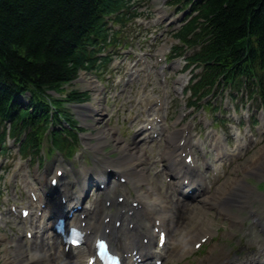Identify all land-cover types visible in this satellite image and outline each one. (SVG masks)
<instances>
[{
  "label": "rangeland",
  "instance_id": "1",
  "mask_svg": "<svg viewBox=\"0 0 264 264\" xmlns=\"http://www.w3.org/2000/svg\"><path fill=\"white\" fill-rule=\"evenodd\" d=\"M131 1L133 3V9L141 13L134 20L144 21V23L147 22L146 27L148 28L146 29L145 25H142L134 33L137 34L140 31L142 36L137 37L135 41L136 48L132 49L133 53L126 54L117 61L116 68L111 72V74L114 73V76L111 78L104 80L103 76L99 77L90 72H81L79 78L74 80L71 85L65 84L66 88H76L80 91L89 90L91 96L88 101L73 106V112L81 124L84 125V130L80 132L81 150L78 155L79 164L78 160H76V155L72 157L73 159L70 163L67 161V158L63 163L64 167L68 170L67 178L73 177V174L70 172L71 167L77 174V168H83L89 165V163L98 169H100L98 166V163L101 164L100 162H113V164L119 165V158L128 152L125 150V147V149L123 148V145L128 144V148H133L139 154H143L142 157L144 160L139 158L135 159V161L144 170L146 180L140 182V186L137 188L141 189L142 192L145 188L151 193H155L153 189L155 187L162 198L170 203L174 208L173 211L175 210L177 213V220L172 224V243L170 244H175L174 249L177 252V256L170 255V251L164 264H230L229 260L232 258L241 256V259H245L257 251L261 243L264 242V232L261 231L260 226L253 222V218L255 217L259 218L260 224L264 221V183L261 182L264 181V152H261L262 147H264V139H262L253 152L251 151L249 154L242 156L232 166L230 173L223 181H229L237 176L241 178L240 182L244 185H241L242 187L246 189L249 187L252 188L251 197L247 199L253 204L249 210L239 209L234 204V213L229 217L223 210L219 209L220 207L216 205L209 206V203L202 200H176L178 196L174 191V183L173 181L166 180L169 172L168 162L163 160V157L164 152L168 148L170 150L173 148V145L172 147L168 146V131L180 127L181 123L176 121L182 110L188 111L190 109L186 104L187 96L178 91L176 87L175 77L177 80L181 75V65L175 69L172 67V63L171 65L169 63V66L166 67L165 60L162 61L161 59L157 61L155 57L156 52L164 46L169 57L168 50L174 42L172 37L173 26L171 24L168 25L166 21H159L156 16L164 12V14L169 16L166 20H169L172 10L165 3V0ZM172 14L174 13L172 12ZM132 30L134 31V29ZM146 33L153 37V40L150 39V45L148 44L147 36H145ZM145 41L147 45L143 47L142 45L145 44ZM140 52H145L149 59L151 66V75L149 76H146L147 72L141 69L143 63L138 60ZM132 69L136 70L134 76H131L129 73ZM187 74L192 73L189 71ZM146 77L149 79L147 86L144 85ZM142 91L144 93H150L152 98L164 95L166 99L164 113L169 115L167 127L169 130H165L163 137L157 140H144L137 130L141 125L143 116L147 115L143 111V102L138 101L139 93ZM49 92L58 96V93L54 90ZM240 101L238 98V102ZM89 102L90 104L88 105ZM254 103L256 104V102ZM94 105H97L101 111L93 112ZM195 111L190 112L185 117V121L191 120ZM10 141L15 144L3 156V163L0 164V194H5L4 202H2L0 196V211H2V215L4 214V217L0 219V264H6V258L8 256L16 264H82L88 254L85 249L77 250L79 253L76 256H68L62 249H58L56 246L50 248L46 241L42 242L44 245L38 242L40 244L39 246H43L46 260L44 262H41L40 258L34 261L27 254V260L16 255V249L20 246L27 252L28 250L34 251V248L38 245L29 243V240L24 236L29 221L23 222L21 221L23 219L11 215L9 211L7 197L11 201H15L18 206L26 204L30 200L28 193L21 189H16V179L10 185L5 183V179L3 180L4 175L7 174V170L13 169V165L14 168L16 167L18 158H16L15 153L19 155L17 152V141H14V139H10ZM34 155L36 158L40 153ZM55 155H53L50 161H44L39 170H45L46 167L51 169L54 162L57 163V156ZM61 156L64 155L62 154ZM257 157L261 158L259 164H255L253 169H251L252 167H247ZM29 173L36 182L40 181V177L36 176V171L29 170ZM147 179L150 182L149 184H147ZM259 182L262 184L260 183L261 185H259ZM134 186V182L130 179L129 184H121L117 189L125 192L127 201H129L131 193L136 194L137 188ZM99 193L103 195L104 192L100 191ZM111 196L113 198V194ZM182 204H184L186 209L183 207L178 208ZM202 208L206 211L203 212ZM251 211L255 213L254 216L249 214ZM238 217L244 220L241 224L237 225L235 221L239 219ZM201 220L211 224L214 239L210 243H206L194 254H186V247L190 244L188 230L196 225L193 232L198 231ZM20 232H22V236L19 234Z\"/></svg>",
  "mask_w": 264,
  "mask_h": 264
},
{
  "label": "trees",
  "instance_id": "2",
  "mask_svg": "<svg viewBox=\"0 0 264 264\" xmlns=\"http://www.w3.org/2000/svg\"><path fill=\"white\" fill-rule=\"evenodd\" d=\"M174 1L198 11L175 34L199 47L191 61L206 71L194 88L221 77L225 82L245 78L264 98V0ZM125 5L126 0H0V150L8 119L13 133L19 126L30 128L26 144L35 147L50 122L72 123L61 98L49 91L70 100L87 98V92L65 84L71 85L82 69H98L97 52L113 41L106 17ZM68 134L67 128L54 129V145L62 148L76 138Z\"/></svg>",
  "mask_w": 264,
  "mask_h": 264
},
{
  "label": "bare ground",
  "instance_id": "3",
  "mask_svg": "<svg viewBox=\"0 0 264 264\" xmlns=\"http://www.w3.org/2000/svg\"><path fill=\"white\" fill-rule=\"evenodd\" d=\"M93 110L98 111L99 107L95 106L93 108ZM168 137H169V143L170 144L174 143L176 141V129L170 130V132H168ZM123 148L125 150H127L128 152L119 158L120 164L118 165V167L119 166L124 167L126 173L128 174L129 177H131L132 181L135 184V187L137 188L140 186V182L145 180V177L143 176L145 174H144V171L141 168H139V166L136 164L137 162L135 161V159L141 158V160H143V157H142L143 155L139 154V152L133 148H128V144L123 145ZM261 152H264V147H262ZM137 155H139V156H137ZM165 155H167V157L169 158V165L172 168L173 167L177 168L178 164H177V160L175 159V156H176L175 151L170 150L168 148L165 152ZM259 161H261V158L257 157L255 159H253V161H251V163L248 164L247 167H252L251 169H253V166L255 164H259ZM240 181H241V178L236 176L229 181H226L223 183L221 182L216 187V191H214L211 195H207L203 198L204 201L208 202L209 206L216 205V206L220 207L219 209L223 210L226 213V215H233V213H234L233 202H235L241 198H249L251 196V193H252V188L249 187L246 189V188L242 187L244 185H242ZM109 190L115 192L117 190V185L116 184H110ZM136 190L139 191L137 198L141 202H143L145 206H147L148 208L151 207L150 208L151 210H155L156 212L161 213V212H159L161 209L157 210L156 202L160 201L158 204L159 206H160V204L165 203V202H163L164 199L162 198V196L158 192L151 193L150 191H148V189H145V188L143 189V192L139 188H137ZM163 207H166V206L164 205L161 208H163ZM202 211L205 212L206 210H204L202 208ZM90 212H91V215H90L91 217L89 219H87V221H88L89 225L93 226V233L96 234V233L100 232L102 230V227L105 225L103 222L101 213H105L106 210H105V208H103L102 204L97 202L95 204V206L93 208H91ZM97 213H99L98 218L96 217ZM166 214L167 213H165V215ZM103 216H105V215H103ZM109 224H110V222L106 223V225H109ZM199 225H200L199 230H201V231L198 230L196 232L195 231L193 232V229L196 225L189 228L188 239L193 238V241H194V240H196L195 237L199 238L201 236H206L205 234H207V233H210V234L213 233V231L211 229V224L205 223L204 220H201ZM193 233H195V234H193ZM200 233H202V234H200ZM116 236L121 238V239L123 238V234L121 232H119ZM198 240H196L195 242H197ZM195 242H194V244H195ZM116 246L120 247L118 245H116ZM186 248L188 249V246ZM187 249H186V251H187ZM173 253H176L175 250H173ZM26 254L30 257V259H33V260L39 259V258L41 259V262H44V260H45V257L44 258L42 257L43 256L42 249L39 247L34 248V251L28 250L27 252L25 249H23L22 246H20V247H18V249H16V255L22 257V259H25V260L28 259L26 257ZM212 260H214V259H212ZM6 264H16V263L14 260L11 259L10 256H8L6 258Z\"/></svg>",
  "mask_w": 264,
  "mask_h": 264
}]
</instances>
